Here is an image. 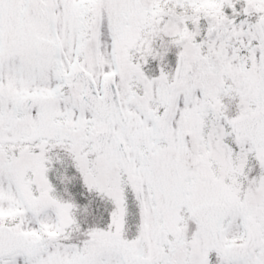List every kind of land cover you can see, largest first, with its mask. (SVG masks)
<instances>
[{"label": "snow or ice", "instance_id": "snow-or-ice-1", "mask_svg": "<svg viewBox=\"0 0 264 264\" xmlns=\"http://www.w3.org/2000/svg\"><path fill=\"white\" fill-rule=\"evenodd\" d=\"M0 264H264V0H0Z\"/></svg>", "mask_w": 264, "mask_h": 264}]
</instances>
